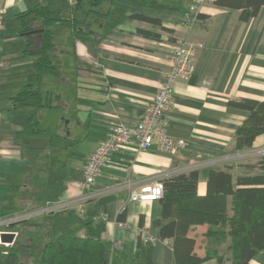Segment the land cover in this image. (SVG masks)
<instances>
[{
    "label": "crops",
    "instance_id": "obj_1",
    "mask_svg": "<svg viewBox=\"0 0 264 264\" xmlns=\"http://www.w3.org/2000/svg\"><path fill=\"white\" fill-rule=\"evenodd\" d=\"M189 1L0 0V218L78 196L87 157L106 138L111 119L135 122L159 87L170 68V42L187 38L195 45L193 69L176 80L165 113L167 133L185 139L186 146L173 155L155 149L114 152L90 187L104 193L87 202L84 218L74 210L56 211L13 224L17 235L10 245L0 243V264H34L38 249L60 236L99 238L109 249L107 264H173L170 242L159 237L154 224L159 201H129V189L157 172L170 175L195 162L204 163L197 168L199 195L206 193L212 170L229 172L233 181L259 172L256 159H231L235 129L248 114L231 102L264 100V5L243 19L239 10L211 0L199 12L208 17L188 27L181 18ZM39 4L73 23L48 26L56 72L43 73L35 84L53 95L52 104L43 107L30 99L14 101L34 71V58L24 47L36 33L23 35L20 16ZM28 21L38 28V20L29 16ZM166 35L168 46L160 45ZM262 145L264 133L252 142V147ZM122 209L124 223L117 220ZM140 228L153 243L140 240ZM206 229V224L193 225L187 232L198 256L205 254ZM200 264L228 261L212 257ZM249 264H264V248Z\"/></svg>",
    "mask_w": 264,
    "mask_h": 264
},
{
    "label": "trees",
    "instance_id": "obj_2",
    "mask_svg": "<svg viewBox=\"0 0 264 264\" xmlns=\"http://www.w3.org/2000/svg\"><path fill=\"white\" fill-rule=\"evenodd\" d=\"M212 2L217 7L239 10L243 19L255 16L264 5V0ZM29 16L38 20V28L43 30L29 36L25 43L24 51L34 58V71L16 92L14 101L30 99L37 106H49L53 100L52 93H42L35 87L43 73L56 72L51 55L53 37L48 26L53 22L73 23L59 11L39 4L21 14L24 31L34 28L28 21ZM137 16L157 23L156 19ZM198 17L205 19L208 15L198 13ZM140 33L158 37L147 30H140ZM231 103L248 111L235 129L233 148H249L254 138L264 133V100L245 99ZM257 163L259 172L247 177L238 176L234 181L229 172L212 170L204 195L197 193V169L176 172L162 179L163 190L158 199L161 212L154 224L159 229V237L170 242L173 264H200L212 257L226 258L228 264H249L254 254L264 248V158ZM117 220L125 222V209L120 210ZM200 224L207 225L204 256L193 252L194 239L187 234L191 226ZM108 252V247L99 238L60 236L38 249L34 264H107Z\"/></svg>",
    "mask_w": 264,
    "mask_h": 264
},
{
    "label": "built area",
    "instance_id": "obj_3",
    "mask_svg": "<svg viewBox=\"0 0 264 264\" xmlns=\"http://www.w3.org/2000/svg\"><path fill=\"white\" fill-rule=\"evenodd\" d=\"M209 1L211 0H190L182 15V24L188 27L193 26L198 19V13ZM2 13L3 7L0 5V23ZM168 41L170 39L166 35L158 43L168 46ZM169 46L171 48L170 68L164 72L159 87L141 108L138 119L133 123H126L114 115L106 138L89 153L83 169V178L79 183V195L45 202L40 207L0 218V234L12 232L15 238L17 230L12 226L13 224L28 217L45 213L74 210L80 218H84L87 202L100 193H104V190L91 191V185L95 182L101 169L110 162L112 154L120 149L135 151L155 149L173 155L179 153L186 146L185 139L172 137L167 133L168 123L165 119V113L172 104L176 80L187 77L193 69L195 45L187 38H176L170 42ZM262 158H264V145L235 150L231 155L233 160H259ZM211 163L208 161L207 164ZM203 164V162H195L185 167H177L174 169V173L197 169ZM166 176L165 172H157L152 180L139 187H131L128 192V200H158L163 190L162 179ZM139 237L144 244L154 242L153 236L145 228L139 229ZM0 243L2 242L0 241Z\"/></svg>",
    "mask_w": 264,
    "mask_h": 264
},
{
    "label": "water",
    "instance_id": "obj_4",
    "mask_svg": "<svg viewBox=\"0 0 264 264\" xmlns=\"http://www.w3.org/2000/svg\"><path fill=\"white\" fill-rule=\"evenodd\" d=\"M43 29L42 28H37V29H32V30H28L23 32V35H30L33 33H37V32H41ZM0 241L2 243H7V244H11L14 241V233L12 232H3L0 234Z\"/></svg>",
    "mask_w": 264,
    "mask_h": 264
},
{
    "label": "rangeland",
    "instance_id": "obj_5",
    "mask_svg": "<svg viewBox=\"0 0 264 264\" xmlns=\"http://www.w3.org/2000/svg\"><path fill=\"white\" fill-rule=\"evenodd\" d=\"M61 91H62V88H61ZM63 91H64V92L66 91V90H65V88H64V90H63Z\"/></svg>",
    "mask_w": 264,
    "mask_h": 264
}]
</instances>
